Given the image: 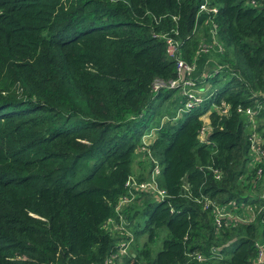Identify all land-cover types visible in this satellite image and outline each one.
I'll return each instance as SVG.
<instances>
[{
	"label": "trees",
	"instance_id": "16d2710c",
	"mask_svg": "<svg viewBox=\"0 0 264 264\" xmlns=\"http://www.w3.org/2000/svg\"><path fill=\"white\" fill-rule=\"evenodd\" d=\"M263 90L264 0H0V264H264Z\"/></svg>",
	"mask_w": 264,
	"mask_h": 264
},
{
	"label": "built area",
	"instance_id": "2783aa9c",
	"mask_svg": "<svg viewBox=\"0 0 264 264\" xmlns=\"http://www.w3.org/2000/svg\"><path fill=\"white\" fill-rule=\"evenodd\" d=\"M199 9L204 10L205 6L200 5ZM214 11V9H212ZM166 44V53L170 58H173L175 61V71H176V77L174 79H171L167 82L162 83L161 81H155L153 84V89H157L159 87H167L172 89H182L181 92L182 96L185 97V101L183 102V105L179 107L176 111V115H180L182 112L189 110L191 107L195 106L199 102H201V96L198 94V90L196 88V83L194 79L192 78L193 71L195 69L194 62H185L179 57V53L177 52V45L175 42L171 41L170 39H164ZM200 46L202 47V52H207V44H202ZM261 96L264 97V90L261 93ZM226 109H223V111ZM237 112L240 114L246 116L251 120L252 116L254 115V111L251 107H246L244 109H241L240 107L237 108ZM204 122V121H203ZM206 123V122H204ZM206 127H202L200 130L201 139L202 135L205 131ZM249 148L252 154L254 155L255 159L257 161H260L264 159V147L262 145V141L259 139V137L255 134L254 131H252L249 135ZM144 145H147L144 143ZM153 171L155 172V176H151L150 180L148 182H141L136 184L132 179H128L125 182L126 187H135L138 189H150L155 191L158 196H162L164 194V191L157 187L155 183V177L158 174L157 166L154 165ZM151 173V172H150ZM127 201L126 198H122L119 202V204H122L123 202ZM118 207V206H117ZM128 242L124 244H120V248L117 253L110 256V258L106 261V264H112V261L114 257H118L119 255L126 252V246ZM262 249L259 246L258 253L256 256V262L262 263L263 257H262ZM199 257V256H197Z\"/></svg>",
	"mask_w": 264,
	"mask_h": 264
},
{
	"label": "rangeland",
	"instance_id": "374dc122",
	"mask_svg": "<svg viewBox=\"0 0 264 264\" xmlns=\"http://www.w3.org/2000/svg\"><path fill=\"white\" fill-rule=\"evenodd\" d=\"M204 43H201L200 45H202ZM202 47L203 46H199L198 47V51L199 52H202ZM206 69V68H205ZM183 90L182 89H176V93L179 94V95H182L181 92ZM175 93V95H177ZM208 115V111L203 113L201 115L200 118H204V119H207L206 116ZM178 115L175 116V118L177 117ZM167 121V117L163 116V117H160V122H165ZM253 124H252V128H253ZM154 129V128H153ZM152 128H150L146 133H144V135L142 136V141L146 144L150 143L154 137V133H153V130ZM152 162V159L151 157L148 158V156L145 158L144 156L142 155H138L136 156V158L134 159V161L132 162V165H131V169H132V173H133V178L134 176H140V174H143L142 176L144 175H147L148 174V171L150 173V177L151 176H155V172L153 171V168L150 169V163L148 162ZM154 164V163H152ZM106 230L107 231H113L112 233H115L116 232V226L115 225H106L105 226ZM118 230V228H117ZM163 230V235H160L157 239H155L154 241V248H158L159 245H160V241L162 239V237L164 236V234L166 233V230L165 229H162ZM144 237L145 235L141 236L140 238V243L144 240ZM125 253L121 254L118 256V258H114L113 261H112V264H118L120 262V257L122 255H124Z\"/></svg>",
	"mask_w": 264,
	"mask_h": 264
},
{
	"label": "crops",
	"instance_id": "0c3cea01",
	"mask_svg": "<svg viewBox=\"0 0 264 264\" xmlns=\"http://www.w3.org/2000/svg\"><path fill=\"white\" fill-rule=\"evenodd\" d=\"M206 118L208 119L207 116H206ZM207 119L202 118V121L207 122L208 121Z\"/></svg>",
	"mask_w": 264,
	"mask_h": 264
}]
</instances>
